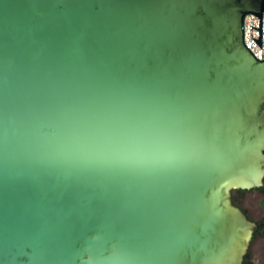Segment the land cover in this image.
I'll return each mask as SVG.
<instances>
[{"label":"water","instance_id":"1","mask_svg":"<svg viewBox=\"0 0 264 264\" xmlns=\"http://www.w3.org/2000/svg\"><path fill=\"white\" fill-rule=\"evenodd\" d=\"M264 0H0V264H241L229 191L264 171ZM251 36V35H250Z\"/></svg>","mask_w":264,"mask_h":264},{"label":"flooded vegetation","instance_id":"2","mask_svg":"<svg viewBox=\"0 0 264 264\" xmlns=\"http://www.w3.org/2000/svg\"><path fill=\"white\" fill-rule=\"evenodd\" d=\"M229 202L254 226L241 264H264V171L257 187L230 190Z\"/></svg>","mask_w":264,"mask_h":264},{"label":"built area","instance_id":"3","mask_svg":"<svg viewBox=\"0 0 264 264\" xmlns=\"http://www.w3.org/2000/svg\"><path fill=\"white\" fill-rule=\"evenodd\" d=\"M258 18L253 15H246L243 19V44L248 51L257 59L264 60V14L261 15V50L250 39L257 40V31L250 29L249 26L257 28ZM251 35V36H250Z\"/></svg>","mask_w":264,"mask_h":264}]
</instances>
